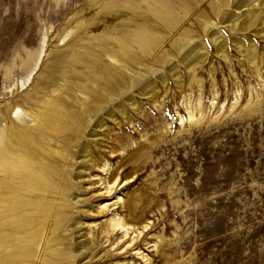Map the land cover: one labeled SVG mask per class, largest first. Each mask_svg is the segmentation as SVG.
<instances>
[{
    "label": "rangeland",
    "instance_id": "1",
    "mask_svg": "<svg viewBox=\"0 0 264 264\" xmlns=\"http://www.w3.org/2000/svg\"><path fill=\"white\" fill-rule=\"evenodd\" d=\"M244 1L218 8L219 0H0V128L5 112L56 97L67 111L89 113L61 136L86 141L95 159L72 165L82 187L55 182L45 201L54 221L81 218L72 241L92 247L74 263L264 264V0ZM164 8L173 27L157 15ZM218 9L230 11L227 22ZM206 23L225 41L226 56ZM147 29V45L132 41ZM176 38L188 39L181 52ZM104 46L120 59L122 47L132 55L113 83L104 65L119 63ZM87 47L98 56L108 97L88 79L86 64L73 60L72 53L93 59ZM191 48L203 60L186 55ZM133 71L136 86L127 83ZM113 213L136 230L148 227L118 240Z\"/></svg>",
    "mask_w": 264,
    "mask_h": 264
},
{
    "label": "bare ground",
    "instance_id": "2",
    "mask_svg": "<svg viewBox=\"0 0 264 264\" xmlns=\"http://www.w3.org/2000/svg\"><path fill=\"white\" fill-rule=\"evenodd\" d=\"M226 1L219 0L218 8L225 5ZM244 2L248 1L245 0ZM230 3L232 2L230 1ZM220 10L222 9H218L217 12ZM156 12L159 19L170 26L172 22L167 16L169 14L168 9L164 8ZM229 12L225 9L222 10L221 16L219 15L222 21H226V18L232 16ZM234 20L233 18L227 24L230 29L234 28ZM247 23L248 19L244 18L240 22L239 29L245 30L248 26ZM173 24L170 27H173ZM204 30L214 42L216 52L226 56L225 41L219 40V32L208 27V23L205 24ZM149 32L148 29L143 30L132 41L142 46L147 45L153 39H151L152 34ZM187 43L188 39L186 38H176L173 42L179 52L185 48ZM235 43L236 45L240 44L241 40L237 39ZM104 49L106 50L105 55L119 63L117 67L115 65H104L105 71L110 74L107 79L95 71L99 61L92 47H87V51L92 54L93 59H90V55H87L88 58L81 56L79 53H72V55L74 62L86 64L88 69L87 77L92 79L98 91H103L105 95H111L108 88L101 85V81L103 79L109 80L110 83H113V80L116 81V78L120 77L121 74L120 68L127 66L126 61L132 60V55L130 50L122 47V58L120 59L116 57L108 46H104ZM185 53H187L186 55H191L193 61H201L204 58V55L194 48L189 49ZM248 58L253 60L254 57L250 56ZM139 75L133 71L127 83L130 86L138 85L141 81ZM86 86L88 87V85H84L79 89L83 94L90 90ZM121 91L122 89L118 90V92ZM107 95L106 97H108ZM68 96L70 97V94ZM90 101H93L96 106L99 105L92 99ZM36 103L37 100H34L35 105ZM64 106L63 98L56 97L46 106H38L28 110L17 106L14 111L15 115L12 114L13 116L9 112H5L7 121L0 128V264H64L69 259L73 260V264H84L88 261L85 257L84 259L86 260L82 257L79 262L74 263L76 256L81 255L83 251L91 246L89 243L72 241L74 237L71 238V230L81 225V218L66 217L65 219L60 218L54 221L45 208V201H47L48 195L53 192L52 184L55 182L66 183L70 186L75 185L78 188L82 187L78 173L76 171H74L75 173L71 172L72 165L78 162L79 157L87 158L91 161L95 160L90 154L86 143H84L86 141H83V143L79 141L73 144L69 139L61 138L70 125V127L78 126L81 123L83 126V118L89 115L88 110L67 111ZM81 131L76 136L79 137ZM68 162L69 165H67ZM110 190L111 186L107 183L104 186V191L109 192ZM56 193L66 194L64 191ZM67 196L69 195L67 194ZM74 197L76 199V196ZM120 200L121 197L117 195L108 204L113 205L112 207L115 208ZM106 206V203H103L100 208H105ZM110 220L112 231H119L118 240L122 239V241H132L135 235L139 236L148 227V224H145L144 226L142 225V230H136L115 213H113ZM81 234L83 235V233ZM153 246H156V244ZM139 254H141L139 258H142V261H147V254H143V252ZM53 255L59 256L58 260H55Z\"/></svg>",
    "mask_w": 264,
    "mask_h": 264
}]
</instances>
